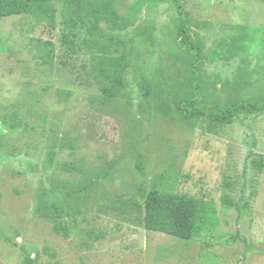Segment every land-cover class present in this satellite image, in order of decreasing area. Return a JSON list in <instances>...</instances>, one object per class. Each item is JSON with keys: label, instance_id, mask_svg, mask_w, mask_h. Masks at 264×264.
Masks as SVG:
<instances>
[{"label": "rangeland", "instance_id": "rangeland-1", "mask_svg": "<svg viewBox=\"0 0 264 264\" xmlns=\"http://www.w3.org/2000/svg\"><path fill=\"white\" fill-rule=\"evenodd\" d=\"M136 1L0 19V264H264V108H181L264 98V0ZM160 184L214 225L145 229Z\"/></svg>", "mask_w": 264, "mask_h": 264}, {"label": "trees", "instance_id": "trees-1", "mask_svg": "<svg viewBox=\"0 0 264 264\" xmlns=\"http://www.w3.org/2000/svg\"><path fill=\"white\" fill-rule=\"evenodd\" d=\"M178 3L180 13L183 15L184 24L181 27L183 33H187L190 14L185 10L180 0ZM146 4V0H138L135 3V11L139 12ZM52 8V0H0V19L35 14L38 12L47 13ZM186 40V35H184ZM74 45V44H72ZM191 51L199 56L198 47H190ZM74 50V49H72ZM199 60L194 63V72L198 73ZM199 87V83H196ZM195 98L185 100L182 111L190 116H208L212 121L223 124H231L242 109L253 110L264 108V98L232 101L224 106H215L211 113H206L201 107L197 106L200 93L197 89ZM143 162L139 160V167ZM142 170V168H140ZM216 220L215 206L199 197L188 193H176L168 189L167 185L160 184L152 188L147 195L143 226L153 232L164 233L183 240H192L197 234L214 225ZM28 263L32 260L29 258Z\"/></svg>", "mask_w": 264, "mask_h": 264}]
</instances>
